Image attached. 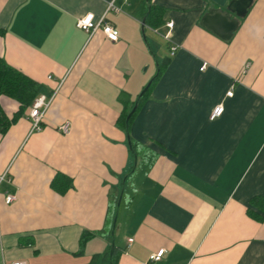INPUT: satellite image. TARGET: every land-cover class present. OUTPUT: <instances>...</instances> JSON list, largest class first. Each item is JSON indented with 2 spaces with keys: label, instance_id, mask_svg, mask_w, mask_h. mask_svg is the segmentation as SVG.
I'll return each instance as SVG.
<instances>
[{
  "label": "crops",
  "instance_id": "1",
  "mask_svg": "<svg viewBox=\"0 0 264 264\" xmlns=\"http://www.w3.org/2000/svg\"><path fill=\"white\" fill-rule=\"evenodd\" d=\"M0 59L53 95L0 135V264H107L114 217L115 264H264V0H0Z\"/></svg>",
  "mask_w": 264,
  "mask_h": 264
},
{
  "label": "built area",
  "instance_id": "2",
  "mask_svg": "<svg viewBox=\"0 0 264 264\" xmlns=\"http://www.w3.org/2000/svg\"><path fill=\"white\" fill-rule=\"evenodd\" d=\"M107 10H113L114 12H117L118 10L113 6L112 3H110L108 5ZM77 28H79L80 30L89 33L90 35H93L96 31L101 30L102 33L104 34L105 38L112 42L115 43L119 40V36L118 33L115 29V27L113 25H111L110 23L106 22L104 20V18H101L100 20H98L97 22L94 21L93 15L88 14L86 15L84 18H80L77 21ZM168 30H171L173 28V23L169 22L165 25ZM169 35L166 36V38ZM176 50V47H172L171 48V54L174 53V51ZM206 68V65L203 64L200 68V70H204ZM227 97H231L232 96V89H230L227 94ZM53 100V95L52 96H45V95H38L37 97H35L33 99V101L31 102L30 106L28 107V111H27V117L30 121V129H29V133L31 132H37L40 130V122L43 119V115L46 111V109L48 107H50L51 102ZM223 112V106L221 104L215 106L209 116V120L210 121H214L217 118H219L221 116ZM69 128L70 125L69 123H64L62 125H60L57 128V131L60 134H68L69 133ZM3 180H5L7 183L10 182L9 178L5 177V174H3L2 176H0V182H2ZM4 204L5 205H10L15 201V196L11 193H7L4 196ZM129 242H131V240H129ZM164 253V250H160L155 254H152L149 257L150 261H159L162 257ZM12 264H25L24 262H14Z\"/></svg>",
  "mask_w": 264,
  "mask_h": 264
},
{
  "label": "trees",
  "instance_id": "3",
  "mask_svg": "<svg viewBox=\"0 0 264 264\" xmlns=\"http://www.w3.org/2000/svg\"><path fill=\"white\" fill-rule=\"evenodd\" d=\"M167 62L168 60L165 59L159 64L158 74L161 73L162 68L167 64ZM146 92L141 97L138 98L137 103H139V101H141L142 98H144ZM40 94H43L45 96H50L51 93L45 87L32 81L31 79L24 76L22 73L9 67L2 59H0V97L11 99L16 103H18L19 105L18 111L10 119H7L4 116L0 108V135H3L7 131L8 127L13 122L16 121V119L19 117L22 111H24V109L26 108L28 109L33 99ZM132 149H131L132 152H134V145H132ZM254 201L255 203L257 202L256 199L253 200V203ZM262 219H263L262 217H259L258 221H262ZM86 235L87 234H84L83 238H86ZM114 252H115V248H114ZM114 252L112 257L110 258V261L107 262V264L116 263L117 257Z\"/></svg>",
  "mask_w": 264,
  "mask_h": 264
},
{
  "label": "water",
  "instance_id": "4",
  "mask_svg": "<svg viewBox=\"0 0 264 264\" xmlns=\"http://www.w3.org/2000/svg\"><path fill=\"white\" fill-rule=\"evenodd\" d=\"M147 1V0H146ZM237 1H241V0H212V2H214L215 4H217L218 6H220V7H223V6H225L227 3H228V8L229 9H232V7H233V5L235 4V3H237ZM219 11V10H218ZM217 10H210L209 11V14H208V16H213V14L215 15L216 13L217 14H219L221 17H223L224 18V13L223 12H218ZM207 16V17H208ZM141 26H142V28H144V26H145V19H142L141 20ZM229 34H231V31L229 32ZM229 34H228V36H229ZM150 83L151 82H149L148 84H147V86L141 91V93L139 94V97H141L146 91H147V89L149 88V86H150ZM136 108H137V105L135 104L134 105V107L132 108V110H131V112L127 115V120L131 117V115L135 112V110H136ZM130 145V144H129ZM119 203H120V198H119V202H118V205H117V208L119 207ZM116 220L114 219L113 220V223H112V229H111V236H112V241H111V245H110V252H109V257L111 258L112 257V255H113V252H114V248H115V243H114V241H113V237H114V232H115V228H116V222H115Z\"/></svg>",
  "mask_w": 264,
  "mask_h": 264
},
{
  "label": "rangeland",
  "instance_id": "5",
  "mask_svg": "<svg viewBox=\"0 0 264 264\" xmlns=\"http://www.w3.org/2000/svg\"><path fill=\"white\" fill-rule=\"evenodd\" d=\"M162 33L158 31V33H151L149 30L146 31V37H147V40L149 41V43L154 47V50L158 53V48L160 50H166L167 51V48H166V42L165 40L163 39V36L161 35ZM152 77V76H151ZM135 164V161H133V165ZM126 177V175L123 176V179ZM122 179V180H123ZM127 198V193L124 194L123 196V199L126 200ZM118 202H119V198L117 199L116 203H115V206L117 208V205H118ZM116 220V217L113 218V220ZM116 222V221H115ZM116 229H117V226L115 228V232H116ZM115 236L113 237V241L116 242L115 240ZM111 241H112V238H111ZM117 243V242H116ZM110 245H111V242H110ZM110 252V251H109Z\"/></svg>",
  "mask_w": 264,
  "mask_h": 264
}]
</instances>
